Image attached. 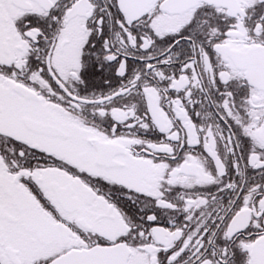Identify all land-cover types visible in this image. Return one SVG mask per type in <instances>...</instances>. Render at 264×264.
<instances>
[{
	"label": "snow or ice",
	"instance_id": "snow-or-ice-1",
	"mask_svg": "<svg viewBox=\"0 0 264 264\" xmlns=\"http://www.w3.org/2000/svg\"><path fill=\"white\" fill-rule=\"evenodd\" d=\"M0 264H264V0H0Z\"/></svg>",
	"mask_w": 264,
	"mask_h": 264
}]
</instances>
